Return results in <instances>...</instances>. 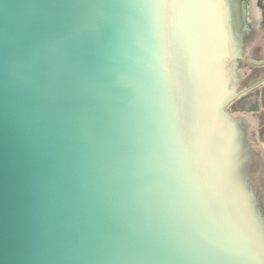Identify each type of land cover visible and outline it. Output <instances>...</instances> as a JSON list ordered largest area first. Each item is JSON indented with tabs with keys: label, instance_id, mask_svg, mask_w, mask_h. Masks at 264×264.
<instances>
[{
	"label": "water",
	"instance_id": "1",
	"mask_svg": "<svg viewBox=\"0 0 264 264\" xmlns=\"http://www.w3.org/2000/svg\"><path fill=\"white\" fill-rule=\"evenodd\" d=\"M253 64L264 0H0V264H264Z\"/></svg>",
	"mask_w": 264,
	"mask_h": 264
},
{
	"label": "rangeland",
	"instance_id": "2",
	"mask_svg": "<svg viewBox=\"0 0 264 264\" xmlns=\"http://www.w3.org/2000/svg\"><path fill=\"white\" fill-rule=\"evenodd\" d=\"M263 62L258 59L255 63ZM264 78V66L252 65L248 71L239 79V90H244ZM230 114H260L264 113V83L259 87L245 93L237 99L228 109Z\"/></svg>",
	"mask_w": 264,
	"mask_h": 264
}]
</instances>
